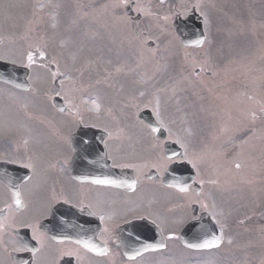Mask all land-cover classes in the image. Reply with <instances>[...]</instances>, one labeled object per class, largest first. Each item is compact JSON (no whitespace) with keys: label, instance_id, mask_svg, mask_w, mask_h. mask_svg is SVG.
Segmentation results:
<instances>
[{"label":"flooded vegetation","instance_id":"af4514ba","mask_svg":"<svg viewBox=\"0 0 264 264\" xmlns=\"http://www.w3.org/2000/svg\"><path fill=\"white\" fill-rule=\"evenodd\" d=\"M112 1L118 5L115 16L124 20V0ZM102 2L107 4L109 0ZM16 36L12 24L0 22V60L28 65L27 55L31 52L30 78L38 85L43 72L37 42L31 46L26 40L14 44ZM193 74L202 75V83L198 87H183L184 94L191 90L203 95L206 86H210L205 80L212 79L232 92L231 78L201 68ZM39 90L34 87L24 93L0 82V224L4 225L0 229V264H156L158 258L169 254L150 251L136 255L132 250L142 224L146 225V233L154 227L156 233L158 228L165 248L171 250L181 247L179 232L202 212L208 213L216 224H222L226 234L237 187H248L234 183L236 175L231 168H236L235 160L240 158L236 139L221 151L211 145L209 149L217 151L209 156V149H204L207 127L200 129L198 144L189 138L187 121L163 123L166 140L178 146L170 154L178 155L169 162L164 140L155 137L137 117L148 107L130 110L127 115L116 110L110 115L108 105H104L96 115L73 112L64 114L70 119H61V113L51 104H31L30 115L39 120L28 122L22 110L27 104L20 102L33 100ZM228 121H235L231 114ZM79 125L107 134L99 155L89 154L86 168H70V134ZM177 140L186 144L188 156L198 160V172L184 160L185 149ZM13 160L16 163L10 162ZM25 163L32 168L22 167ZM173 164L181 165V178L170 175L167 179L173 184L168 185L164 177ZM243 176L248 179V166L243 168ZM95 179L116 183L95 184ZM10 181L15 187L10 186ZM130 184L133 187L129 188ZM185 186L187 191L181 192L180 188ZM17 191L22 207L14 202ZM244 210L247 214L248 202ZM32 226L42 234V243L32 239ZM77 241L88 242L102 251H90ZM24 245L39 251L33 256L31 251L15 250ZM130 256L135 259H129Z\"/></svg>","mask_w":264,"mask_h":264},{"label":"rangeland","instance_id":"374dc122","mask_svg":"<svg viewBox=\"0 0 264 264\" xmlns=\"http://www.w3.org/2000/svg\"><path fill=\"white\" fill-rule=\"evenodd\" d=\"M54 1L0 0L1 9L14 7L17 15L26 14L27 21L33 19L29 24L26 23L30 28L27 32L28 41L36 40L35 33L39 32L40 39L45 43L44 45L37 40L39 56L43 52L42 46L45 49L44 57L50 55L47 67L54 65L52 61L59 62L57 53H50L52 43L60 51L61 60L58 68L55 67L54 80L52 79V83L49 80L48 87L52 88L57 84L61 95L73 104H93L97 101L94 97L91 98L88 90V86L92 84L96 98L105 95L114 102H120V98H123L121 103L152 106L164 120L182 119L183 100L172 80L164 78L168 59L165 50L176 48L172 43L173 38L166 32L167 26L171 24L170 20L166 22L162 19L165 15L170 16L166 7H161L154 0H136L137 11L143 18L139 22L141 41L153 38L151 33L145 38L142 36V31L149 26L153 27L155 39L166 41V47L160 46L155 52L151 51L150 57V53H145L142 49L121 53L119 43L113 39L111 31H98L92 24L81 19L79 11L89 16L93 22L95 20L92 13L106 15L103 14L104 6L94 8L96 0H76V5L73 0H56L53 4ZM200 1V9L208 19L209 33L206 45L201 50L203 55L199 52H195L194 57L186 55L185 62L190 64L194 60L196 66L206 60L213 65L217 75L236 70L242 73L245 86L232 92V96H229L230 106L217 103V96L214 94L209 98L206 92V104L192 110L194 114H198L199 120L204 119L203 109L206 110L207 119H210L212 125L209 140L211 145L218 146L221 151L229 141L236 139L238 152L248 154V214L236 213V219L240 218L239 226H243L245 230L248 228L244 236L237 233L248 240L236 235L227 253L222 248L214 253L192 256L173 248L169 257L158 258L156 264H174L179 262V256H189L185 264H264V112L261 111L264 108V0ZM36 2L38 5L42 3L41 7H44L40 12ZM77 7L81 9L78 10ZM90 7L95 10L85 12ZM35 11L38 18L32 15L36 14ZM0 18H6L1 11ZM117 31L121 33L120 30ZM93 41L98 46L90 49ZM72 47L80 48L79 59L71 57L75 55ZM178 53L180 57L181 52ZM185 67L184 65L182 72ZM185 74L186 84L189 85L193 75L191 72ZM219 94L224 95L223 89ZM190 99L194 106L198 104L197 95H190ZM228 108L235 113V121H228ZM240 161L244 163V160ZM237 182V186L243 184L240 179ZM232 228L236 229V224Z\"/></svg>","mask_w":264,"mask_h":264},{"label":"snow or ice","instance_id":"6c2138e0","mask_svg":"<svg viewBox=\"0 0 264 264\" xmlns=\"http://www.w3.org/2000/svg\"><path fill=\"white\" fill-rule=\"evenodd\" d=\"M122 2H123V0H122ZM200 7H201V4L199 2H197V3H194L193 5H190V7H189L188 10L189 11L190 10H199ZM137 10H139V9H137ZM184 14H186V12ZM201 15L203 16L204 14L201 13ZM162 19L167 22L170 19V17L167 16V15H165V16L162 17ZM204 24H205V29H207L208 19H207L206 16L204 17ZM194 43L197 44V45L203 44L204 43V39H199L198 38V39H196L194 41ZM41 57H43V53H41ZM27 59L29 61V64L26 65V66H31V62L33 60V54L31 52L28 53ZM13 63H14V61H13ZM41 67H44V65H41ZM53 77H55V73H53ZM261 111L264 112V108H262ZM156 115H157V118H158L157 119V123L161 127H164L163 122L159 119V115H160L159 111L156 112ZM252 115H253V118H255V113H253ZM157 130L158 129H156V128H152V131L153 132H156ZM177 143L180 144V147L181 148H184L185 149L184 160L188 164H190L194 169H197V172H198L199 171L198 160L195 157H190V156H188L186 154V152H187V146H186V144L182 140H177ZM177 155H178L177 153H173L172 154V156H177ZM172 156H168V157H166V159L169 162H171ZM10 162L11 163H16L15 160L10 161ZM21 166L24 167V168H32V165L30 163H25V164H23ZM236 168H240V164H236ZM92 182L95 183V184H115L116 183V181L108 180V179H95ZM9 183H10V186L15 187V185H11V181ZM128 187L129 188L133 187V184L128 185ZM180 191L181 192H186L187 191V186L180 188ZM14 196L16 197V199H15L14 202L17 205V207H22L23 204H22V201L19 199V192L18 191L15 192L14 193ZM65 203H67V201H65ZM205 207H206V205H205ZM3 227H4V225L0 224V229H2ZM32 227H33V232H34V235H33L32 239L35 240V241H37V243H42V234H38V229H37L36 226H32ZM221 228H223V225H221ZM222 241H223V237L222 236H215V235H213L211 238L204 239V240H202L201 242H198V243H186V247L187 248H190V249H212V248H218V247H220ZM77 243H83V246L85 248H88L90 251H102L100 249H97L95 245H91L88 242L77 241ZM228 243L231 244L232 241L229 240ZM164 246L165 245H164L163 242H161L160 244H158L156 246L145 245L144 246V250L147 251V250H149V248H152L154 250L155 247L163 248ZM15 250L16 251H23V250L31 251L32 254H33V256H35L36 253L39 251V249L28 248L27 245H24L23 248H18V249H15ZM136 255H140V252H137ZM129 259H135V256H130Z\"/></svg>","mask_w":264,"mask_h":264},{"label":"water","instance_id":"95a60500","mask_svg":"<svg viewBox=\"0 0 264 264\" xmlns=\"http://www.w3.org/2000/svg\"><path fill=\"white\" fill-rule=\"evenodd\" d=\"M162 2L164 1V0H161ZM204 39V35L202 34V31L201 30H199V32H198V34H197V36L195 37V38H191V39H182V42H183V44H194L195 46H199V45H201V44H199V45H197V44H195L194 43V41L196 40V39Z\"/></svg>","mask_w":264,"mask_h":264}]
</instances>
